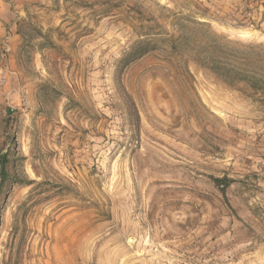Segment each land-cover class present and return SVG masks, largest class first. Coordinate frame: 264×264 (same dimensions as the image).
<instances>
[{
	"label": "rangeland",
	"instance_id": "rangeland-1",
	"mask_svg": "<svg viewBox=\"0 0 264 264\" xmlns=\"http://www.w3.org/2000/svg\"><path fill=\"white\" fill-rule=\"evenodd\" d=\"M1 75L0 264H264V0H0Z\"/></svg>",
	"mask_w": 264,
	"mask_h": 264
},
{
	"label": "trees",
	"instance_id": "trees-1",
	"mask_svg": "<svg viewBox=\"0 0 264 264\" xmlns=\"http://www.w3.org/2000/svg\"><path fill=\"white\" fill-rule=\"evenodd\" d=\"M148 48L146 47V44L144 42H140L138 46L135 48L134 53L137 56L144 55L147 52ZM252 78V84L254 88L264 91V78H260L258 76H253ZM131 104V105H130ZM129 104L131 115L138 116L137 115V109L133 103ZM9 154H3L0 157V171H6L9 168L10 159ZM214 183L216 184L217 188L221 191L222 195L224 196L226 202H228L227 199V189L233 182L232 179L224 176V177H212ZM6 181L3 180L1 183V186L5 185Z\"/></svg>",
	"mask_w": 264,
	"mask_h": 264
},
{
	"label": "built area",
	"instance_id": "built-area-1",
	"mask_svg": "<svg viewBox=\"0 0 264 264\" xmlns=\"http://www.w3.org/2000/svg\"><path fill=\"white\" fill-rule=\"evenodd\" d=\"M4 50H5L6 53H9V52H10L11 47H10V45H9L8 42L5 43V45H4ZM5 82H6V77H5L4 75H1V76H0V83H1V84H4ZM22 102H23L24 105H26V104H27V99L24 97V98L22 99Z\"/></svg>",
	"mask_w": 264,
	"mask_h": 264
},
{
	"label": "crops",
	"instance_id": "crops-1",
	"mask_svg": "<svg viewBox=\"0 0 264 264\" xmlns=\"http://www.w3.org/2000/svg\"><path fill=\"white\" fill-rule=\"evenodd\" d=\"M16 36H17V35H13L12 38H13V39H16Z\"/></svg>",
	"mask_w": 264,
	"mask_h": 264
}]
</instances>
